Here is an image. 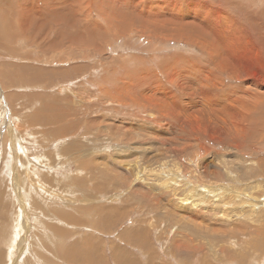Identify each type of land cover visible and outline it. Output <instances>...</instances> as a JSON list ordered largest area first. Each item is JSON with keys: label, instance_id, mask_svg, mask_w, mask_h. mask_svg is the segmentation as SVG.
I'll return each mask as SVG.
<instances>
[{"label": "rangeland", "instance_id": "1", "mask_svg": "<svg viewBox=\"0 0 264 264\" xmlns=\"http://www.w3.org/2000/svg\"><path fill=\"white\" fill-rule=\"evenodd\" d=\"M16 1L0 0V264H264V221L229 224L223 214L189 210L163 184L174 173L186 181L183 194L198 175L230 183L206 171L240 158L211 137L234 109L221 94L264 95V0ZM24 5L29 22L36 18L26 36L18 32ZM59 7L69 14L56 24L49 11ZM208 11L220 33L234 30L228 19L249 32L223 37L225 47ZM210 42L238 65L217 68ZM180 128L193 129L189 139ZM148 168L153 186L138 180ZM15 198L25 206L13 218L6 203Z\"/></svg>", "mask_w": 264, "mask_h": 264}, {"label": "bare ground", "instance_id": "2", "mask_svg": "<svg viewBox=\"0 0 264 264\" xmlns=\"http://www.w3.org/2000/svg\"><path fill=\"white\" fill-rule=\"evenodd\" d=\"M16 1V0H15ZM69 1V0H68ZM109 1V0H108ZM111 1V0H110ZM114 1V0H113ZM116 1V0H115ZM10 3L12 1H9ZM17 2V1H16ZM42 2V1H41ZM58 2L61 4V2L58 0ZM112 2V1H111ZM122 2V0H121ZM151 2V1H150ZM15 3V2H14ZM37 3V2H36ZM48 3V2H47ZM57 3V2H56ZM63 3V1H62ZM119 3V1H118ZM137 3V2H136ZM1 4V3H0ZM3 4V3H2ZM12 4V3H11ZM18 4V2H17ZM20 4H23V3H20ZM35 4V2L33 3ZM102 4V3H100ZM113 4V3H111ZM120 4V3H119ZM7 5V4H6ZM14 5V4H13ZM56 5V4H54ZM58 5V4H57ZM62 5V4H61ZM131 5V4H130ZM135 5V4H134ZM153 5V4H152ZM12 6V5H11ZM35 6H37L35 4ZM34 6V7H35ZM44 6V5H43ZM60 6V5H58ZM108 6V5H107ZM115 6V5H114ZM132 6V5H131ZM198 6V5H197ZM200 6V5H199ZM202 6H206V5H202ZM10 7V5H9ZM18 7V6H17ZM45 7V6H44ZM154 7V6H153ZM11 8V7H10ZM13 10H14V7L12 6ZM20 8V6H19ZM42 8V7H41ZM47 8V7H46ZM117 8V7H116ZM201 8V7H200ZM207 8V6L205 7ZM205 8L203 9L205 11ZM23 9V10H21ZM20 10L23 12L24 9H26V6L24 5L23 8H21ZM58 9V8H57ZM54 10V11H49V16L51 17L50 19H52V21L56 22V24H58L57 22H60V21H67V15L69 14L68 12H65L67 10H64V9H59L58 10ZM135 9V8H134ZM194 10H197L195 5L193 7ZM7 10V9H6ZM5 10V11H6ZM31 10V9H30ZM107 10V9H106ZM121 10V9H120ZM9 11V10H8ZM29 11V10H28ZM27 11V12H28ZM100 11V10H99ZM110 11H113V10H110ZM191 11V10H190ZM2 12V11H0ZM13 12V11H12ZM16 12V11H15ZM21 12V13H22ZM32 12V11H31ZM34 12H39V10L35 9ZM109 12V11H108ZM209 13L213 14L212 17H209V16H206V21L209 22L211 24V26L214 24L215 20L213 23L210 22V18L214 19L215 18V13L213 12H210L208 11ZM25 12L22 13V25L20 26L18 23V32L22 33L23 35L22 36H26V31L32 29V26L33 24L35 25V22H36V18L33 16L34 14L33 13H30L32 16V18H34V21L33 24L29 22L28 18L26 16H24ZM121 13V12H120ZM124 13V12H123ZM127 13V12H126ZM204 13V12H203ZM30 14L28 13L29 15V19H30ZM207 14V13H206ZM219 14V12H218ZM222 14V13H220ZM9 15V14H8ZM108 15V14H107ZM13 16V14H12ZM20 16V15H19ZM37 18H38V15H36ZM41 16V15H40ZM47 14L44 18V20L42 21V23L38 22L37 21V29L40 30L42 29L43 25H44V21L48 20V17H49ZM1 17V16H0ZM5 18H7L6 16H4ZM9 17V16H8ZM141 17V16H138V18ZM31 18V19H32ZM70 18V17H69ZM109 18V17H108ZM125 18V17H124ZM1 19V18H0ZM41 19V17H40ZM118 19V18H117ZM133 19V18H132ZM169 19V17H168ZM228 19V18H227ZM121 20V18L119 19ZM12 21V19H11ZM18 21V19H17ZM16 21V22H17ZM50 21V20H49ZM70 21V20H69ZM68 21V22H69ZM112 21V20H110ZM124 21V20H123ZM122 21V22H123ZM188 21V20H186ZM184 21L182 26L185 24L186 26L188 24H191V22H186ZM223 21V20H222ZM241 21V20H240ZM227 22H233L235 28L232 32H230L227 28L223 29L221 31V33L217 30L218 29V26L217 28L215 27L216 24H217V21H216V24L213 25V30H216L219 32V36L222 38V41L225 40V47H228L229 46V41H227V39H224L223 37H227L229 35H234V34H242V35H246L249 31L246 30V28H248V26L250 24H245V23H242V22H238L239 24L236 23V21H230L228 19ZM3 23V22H2ZM6 23V21H5ZM49 23V22H48ZM125 23V22H124ZM130 23V22H129ZM132 23H135L134 21ZM138 23V22H137ZM140 24L142 22H139ZM60 24V23H59ZM88 24V23H87ZM118 24V23H117ZM126 24L128 23H125L124 25L126 26ZM162 24V23H161ZM10 25H11V22H10ZM62 25V23H61ZM69 25V24H68ZM71 25V24H70ZM83 25V24H82ZM153 25V24H152ZM223 25V24H222ZM228 25V24H227ZM13 25H11L12 27ZM23 26V28H21ZM55 26V25H53ZM86 26V24H85ZM89 26V25H88ZM118 26V25H117ZM121 26V25H120ZM119 26V27H120ZM148 26V25H146ZM181 26V28H182ZM191 26V25H190ZM199 26V24H198ZM207 26H209L207 24ZM210 26V27H211ZM221 26V24H220ZM237 26V27H236ZM2 27V26H1ZM45 27V26H44ZM51 27V26H50ZM49 27V28H50ZM250 27V26H249ZM13 28V27H12ZM57 28V27H55ZM54 28V29H55ZM70 28V27H68ZM74 28V27H73ZM93 28V26H92ZM159 28V27H158ZM184 28V27H183ZM186 28V27H185ZM197 28V27H196ZM8 29V28H7ZM48 29V28H47ZM87 29V28H86ZM122 29V28H121ZM168 29H169V26H168ZM211 29V28H210ZM221 29V28H220ZM251 29V28H250ZM3 30H5L3 28ZM45 30H46V27H45ZM49 30V29H48ZM72 30V29H71ZM75 30V28H74ZM72 30V31H74ZM89 30V28H88ZM92 30V29H91ZM172 30V29H171ZM170 30V31H171ZM183 30V29H182ZM188 30H190V28H188ZM194 30L195 32V28H194V25L191 26V31ZM70 31V30H69ZM81 31V30H80ZM156 31V30H155ZM178 31V30H177ZM187 31V30H186ZM2 32V30H1ZM26 32V33H25ZM33 32V31H32ZM38 32V31H36ZM45 32V31H44ZM55 32V31H54ZM53 32V33H54ZM60 32V31H59ZM68 32V30H67ZM71 32V31H70ZM75 32V31H74ZM96 32V31H95ZM158 32V30H157ZM166 32V31H164ZM163 32V33H164ZM211 32V31H210ZM8 33V32H7ZM30 33V32H29ZM52 33V34H53ZM58 33V32H57ZM65 33V32H64ZM83 33V32H82ZM190 33V31L188 32ZM193 33V32H192ZM196 33L198 34L199 33V37L202 38V36H205L206 32H199V31H196ZM4 34V33H3ZM88 34V32H87ZM179 34V33H178ZM185 35V33L183 32L182 35ZM194 34V33H193ZM8 35V34H7ZM31 35V34H30ZM56 35V34H55ZM94 35V34H92ZM166 35V34H165ZM186 35H188L186 33ZM185 35V36H186ZM192 34H190L191 36ZM50 36V34H49ZM89 36V35H88ZM218 36V37H219ZM55 37V36H54ZM174 37V35H173ZM184 37V36H183ZM192 37V36H191ZM189 37V38H191ZM217 37V38H218ZM29 38V37H28ZM31 38V37H30ZM33 38V36H32ZM38 38V36L36 37ZM47 38V37H46ZM57 38V37H56ZM179 38V37H178ZM188 38V37H187ZM186 38V39H187ZM188 38V39H189ZM230 38V37H229ZM8 39V38H7ZM19 39V38H18ZM40 39V38H39ZM71 39V37H70ZM74 39V38H73ZM183 39V38H182ZM231 39V38H230ZM31 40V39H30ZM36 40V39H35ZM38 40V39H37ZM48 40V39H47ZM53 41V40H52ZM188 41V40H187ZM51 42V41H50ZM49 42V43H50ZM205 42V41H204ZM48 43V42H47ZM48 43V44H49ZM211 43V42H210ZM215 43V42H214ZM208 44V42H207ZM52 45V44H50ZM46 46V45H45ZM53 46V45H52ZM210 46H212L213 50L214 49H217V47L211 43ZM47 48V46H46ZM58 48V47H57ZM51 49V48H50ZM6 51V50H5ZM8 51V50H7ZM257 52V51H256ZM214 54H212V52H210L209 57L210 58H213L215 56L218 57V65L216 64V67L218 68L219 67H222L224 66L226 63L229 62V60H233L232 58H225L223 56H221L220 54V48L217 49V51L213 52ZM11 54V52H10ZM2 62V61H1ZM239 62H236L233 60V63L232 65L236 66L238 65ZM26 66L28 65H24L23 67L26 68ZM30 67V66H29ZM216 67H215V71H216ZM34 69V68H33ZM212 70V69H211ZM195 72V71H194ZM205 72V70H204ZM203 72V73H204ZM207 72V71H206ZM13 73V72H12ZM174 73V72H173ZM205 74V79L208 77L207 74L208 73H204ZM185 75V74H184ZM190 75V74H189ZM198 75V74H197ZM209 75V74H208ZM262 75V74H261ZM13 76V74H12ZM180 77V76H178ZM210 79H212V82L214 79H216V77H212L210 76ZM259 77V76H258ZM39 78V77H38ZM184 78V77H183ZM263 78V77H261ZM171 79V78H170ZM182 79V78H181ZM198 79V78H197ZM210 79L208 80V85L209 86L211 84L210 82ZM10 80V79H8ZM178 80V79H177ZM186 80V78H185ZM184 82V81H182ZM201 82L200 84L202 85V81H199ZM255 82L256 84H258V81L255 79ZM262 82V81H261ZM263 82H264V79H263ZM180 85L182 86L184 83H181L179 82ZM188 86V85H187ZM217 87V86H216ZM232 89V88H231ZM11 91V90H10ZM231 91V90H230ZM236 89L234 88L232 90V93L234 94L233 97L231 96H228V95H225V94H221V97H227L229 98L230 100L228 101L230 103V105L232 107H234L233 111L230 112V115H226L228 120L227 122L225 123L224 127H223V131L220 132L219 130L215 129L213 127V130H214V134L215 136L211 137V140H215V141H218L219 143H224L225 146L227 148H229L228 151H232L234 152V154L240 158V161L239 162H234V166L232 164H225V163H222V167L218 170L217 167L216 169L217 170H214L213 172L212 171H206L208 172V175H212V177H217L219 179L222 178L223 181H228L230 182L229 184H232V186H229V184L227 185H224L225 183H222V184H216L214 182V180L211 179H208V178H200L199 175H198V178H196V180L194 182H191L188 184V187L192 190V191H188V193H184L182 191H180V185H186V181L183 180V177H181L180 175L176 174H171L169 176V179H165L163 181V184L164 186L166 185H169L170 189H171V192H172V196L173 197H176V202L178 203V205L180 206H184V207H191L189 210H192V209H205V210H211L213 211L214 213H218V214H223L225 217H226V222L231 224L232 222H234L235 224L239 225L240 223H242L243 221L246 223L247 220H251V223H256L258 221H264V194L261 193V192H264V188L262 186V181L259 180L258 178V175H260L261 173L264 172V95L263 94H260V93H256V92H253L251 93L250 95H239V92L236 93ZM236 93V94H235ZM152 98V97H151ZM245 100V101H242V100ZM161 106V105H160ZM162 107V106H161ZM164 108V107H162ZM227 108V107H226ZM224 107V109H226ZM44 109V108H42ZM166 109V108H165ZM164 109V110H165ZM228 109V108H227ZM226 109V110H227ZM46 110V109H44ZM170 111V110H169ZM167 113V112H166ZM172 113V112H170ZM178 116V115H177ZM156 117V116H155ZM176 117V116H175ZM43 119V117H41ZM45 119V118H44ZM47 120V119H46ZM45 121V120H44ZM43 121V122H44ZM157 122V120H155ZM46 124L45 126L47 127V121H45ZM52 124L55 123V120H54V123L51 122ZM32 126V125H31ZM188 126V125H187ZM49 127V126H48ZM47 127V128H48ZM140 127V126H139ZM174 127L176 129L179 128V126H177L176 124H174ZM173 127V129H174ZM190 127V126H188ZM12 129V128H11ZM48 130V129H47ZM11 131V130H10ZM51 131V130H50ZM179 131L181 132H185V136H183V139H186L190 136L189 132L191 131V133L193 132V129H186L184 130V128H180ZM8 132V131H7ZM41 132V131H40ZM129 132V131H128ZM130 133V132H129ZM54 134V133H53ZM52 134V135H53ZM38 135V134H36ZM48 135V134H47ZM156 135V132H154V136ZM54 136V135H53ZM157 136V135H156ZM179 137V136H178ZM52 138V136H51ZM132 138V136H131ZM135 138V137H133ZM190 138V137H189ZM188 138V139H189ZM50 139V138H49ZM48 139V140H49ZM38 141V140H37ZM51 141V140H50ZM168 141V140H167ZM166 142V141H165ZM168 144V143H167ZM184 148H186V145H182ZM183 147H180V148H174L175 151H178V154L183 152L184 151V148ZM68 148V147H67ZM261 148V149H260ZM11 149V148H10ZM205 148H202V153H199V156H198V163H201L200 161L204 158H200L202 156H204V153H205ZM260 150V151H258ZM263 150V151H261ZM203 161V160H202ZM220 161V159H219ZM12 168V167H11ZM145 168V167H144ZM222 168H227V172H221L220 170ZM144 171L143 172H138V180H142V181H146L147 184L149 185H152L153 186V183H150L146 178H145V175H146V172L145 171H150L151 173H153V170L151 169H143ZM16 171V170H15ZM14 171V172H15ZM257 172V173H256ZM256 173V174H255ZM3 174V173H2ZM19 175V174H18ZM18 175L16 174V172L14 173V177L13 179H18ZM33 175V174H31ZM159 175V174H158ZM156 176L157 177V181L154 183L155 185H157L158 181L160 180H163V177L160 178V176ZM209 175V176H210ZM264 175V174H263ZM262 175V176H263ZM38 176V175H37ZM229 176V177H227ZM26 177V176H25ZM51 177V176H50ZM53 177V176H52ZM204 177H208V176H204ZM211 177V176H210ZM209 177V178H210ZM254 177L253 179V182L250 181V182H247L249 181V178H252ZM38 178V177H37ZM248 178V179H247ZM258 178V179H257ZM264 179V177H262ZM50 179V178H48ZM52 179V178H51ZM58 179V178H57ZM247 179V181L245 180ZM20 180V178H19ZM42 180V179H41ZM54 180V179H52ZM245 180V181H243ZM252 180V179H251ZM40 181V180H39ZM43 181V180H42ZM2 182V181H1ZM20 184L22 181H19ZM48 182V181H47ZM41 183V181H40ZM39 183V184H40ZM43 183V182H42ZM52 184V182H51ZM180 184V185H178ZM5 185V184H4ZM22 185V184H21ZM6 186V185H5ZM19 186V184H18ZM55 186V185H54ZM96 186V185H95ZM94 186V187H95ZM4 187V186H3ZM8 187V186H7ZM25 187V186H24ZM50 187V186H49ZM2 188V186H1ZM0 188V189H1ZM21 188V187H20ZM19 188V189H20ZM53 188V187H52ZM97 188V187H96ZM94 188L93 190L96 191ZM41 189V188H40ZM13 190V188H11V191ZM106 190V189H104ZM4 191V190H3ZM38 191V190H37ZM107 191V190H106ZM1 192V191H0ZM24 192H26L24 190ZM33 193V190L31 191ZM48 192V191H47ZM6 193L8 196L9 194H11L9 191L7 192H4ZM2 194V193H1ZM4 194V197L5 195ZM15 194V193H14ZM36 194V193H35ZM39 194V193H38ZM16 195V194H15ZM14 195V196H15ZM29 195V193H28ZM26 194V196H28ZM20 196V195H19ZM25 196V197H26ZM36 196V195H35ZM38 196V195H37ZM49 196V195H48ZM3 197V198H4ZM33 197V196H32ZM39 197V196H38ZM6 198V197H5ZM11 198V197H10ZM19 198V197H18ZM28 198V197H27ZM30 198H31V195H30ZM35 198V197H33ZM47 198V197H46ZM9 199V197H8ZM32 199V198H31ZM36 199V198H35ZM4 200V199H3ZM25 200V199H24ZM22 199V201H24ZM20 200H18L17 198H15V202L14 200H12V204L9 205L8 203H6L8 206H7V209H6V214L9 215V217L15 216L18 215V211H17V208L16 206L19 208V212L21 214V210L23 208V206L25 205H20L18 204ZM21 201V202H22ZM56 201V200H55ZM4 202V201H3ZM6 202V201H5ZM10 202V201H9ZM17 204V205H16ZM188 204V206L186 205ZM42 206V205H41ZM101 206V205H100ZM94 208H96V206H93ZM3 208V207H2ZM35 208V207H34ZM111 208V207H110ZM232 208V212L233 213H228L229 210ZM97 209V208H96ZM96 209H95V212H96ZM4 210V209H3ZM44 210V209H43ZM45 211V210H44ZM67 211V210H66ZM25 212V211H24ZM53 212V211H52ZM58 212V211H57ZM5 213L2 212V214ZM5 214V215H6ZM23 214V212H22ZM32 214V213H31ZM39 214V213H38ZM96 214H98V212H96ZM4 215V214H3ZM35 215V214H34ZM47 215V214H46ZM23 216V215H22ZM36 216V215H35ZM233 216H236L235 218H233ZM16 217V216H15ZM19 217V215H18ZM17 217V219H18ZM239 217V218H237ZM23 218V217H22ZM67 218V217H66ZM1 221V220H0ZM10 221V220H9ZM14 221V220H13ZM15 221H16V218H15ZM14 221V222H15ZM23 221V220H22ZM69 221V220H68ZM24 222V221H23ZM2 223V222H1ZM5 225H8L9 223H7L5 221ZM11 224V223H10ZM18 224V223H17ZM20 224V222H19ZM24 224V223H23ZM47 224V222H46ZM9 226V225H8ZM11 226V225H10ZM14 226H15V223H14ZM54 226V225H52ZM16 227V226H15ZM20 227V225H19ZM47 227V226H46ZM12 228V227H11ZM59 228V227H58ZM19 229V228H18ZM21 229V228H20ZM17 231V229H14ZM54 230H55V227H54ZM60 230V229H59ZM19 231V230H18ZM23 231V230H21ZM262 232V231H261ZM41 235V234H39ZM53 235V234H52ZM19 236V235H18ZM44 236V235H43ZM46 236V235H45ZM62 236V235H61ZM17 237V236H15ZM15 237H14V240H15ZM22 237V236H21ZM63 237V236H62ZM21 239V238H19ZM263 239V238H262ZM48 242L51 241L49 238L47 239ZM44 241V240H43ZM13 243V242H12ZM50 243V242H49ZM55 243V242H54ZM53 243V244H54ZM14 244V243H13ZM33 244V243H32ZM42 244V242H41ZM44 244V242H43ZM46 244V243H45ZM48 244V243H47ZM60 244V243H59ZM34 245V244H33ZM49 246V245H48ZM18 247V246H17ZM43 247V246H42ZM46 247V246H45ZM35 248V247H34ZM37 248V247H36ZM35 248V249H36ZM14 249V248H13ZM37 250V249H36ZM6 251V250H5ZM11 251V250H10ZM14 252V251H13ZM63 253V252H62ZM4 254V253H2ZM37 254V253H36ZM49 254V253H48ZM39 255V254H38ZM53 255V254H52ZM5 256V255H4ZM11 259V258H10ZM43 259V258H42ZM25 260V259H24ZM38 260V259H37ZM26 261V260H25ZM30 262V261H29ZM28 262V264H29ZM23 263V262H22ZM27 263V262H25ZM32 263V262H30ZM33 264V263H32Z\"/></svg>", "mask_w": 264, "mask_h": 264}]
</instances>
